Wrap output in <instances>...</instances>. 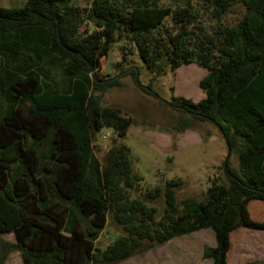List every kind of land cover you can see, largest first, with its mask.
I'll return each instance as SVG.
<instances>
[{"label": "trees", "instance_id": "1", "mask_svg": "<svg viewBox=\"0 0 264 264\" xmlns=\"http://www.w3.org/2000/svg\"><path fill=\"white\" fill-rule=\"evenodd\" d=\"M159 1L92 0L83 10L74 0L0 7V233L14 239L0 240L1 262L18 251L22 264H117L210 229L215 245L203 257L227 264L235 229L264 231V220H253L248 209L250 201L264 203V0H194V9ZM236 5L243 13L230 22ZM115 43L123 59L132 53L125 45L134 46L150 72L147 92L167 66L196 63L207 71L199 81L202 100L177 98L171 106L211 123L237 154L238 169L230 156L223 165L226 182L213 179L201 197L179 201V178L141 192L125 145L95 156L101 129L122 138L132 122L100 101L107 88L122 85L120 76L136 75L129 69L100 82L111 77L98 70ZM108 222L121 232L98 246Z\"/></svg>", "mask_w": 264, "mask_h": 264}, {"label": "rangeland", "instance_id": "2", "mask_svg": "<svg viewBox=\"0 0 264 264\" xmlns=\"http://www.w3.org/2000/svg\"><path fill=\"white\" fill-rule=\"evenodd\" d=\"M3 1L2 4L1 2ZM25 0H0V7H21ZM92 0H74L79 9L88 8ZM197 5L194 0H160L162 7L175 8ZM243 13L236 5L227 13V20L236 21ZM202 24L210 26L209 18L204 15ZM166 25H171L167 18ZM122 45L124 42H120ZM119 43V44H120ZM115 43L100 61V75L117 76L124 71L135 69L137 81L131 74L119 77L121 86L107 88L101 96L102 105L120 108L132 119L126 135L115 136L111 128H103L93 142L94 154L101 159L104 150L113 143L129 148L134 170L140 175L141 192L163 185L166 180L179 178L181 185L176 189L178 200L193 196L201 197L213 179L226 182L223 170L227 146L220 131L211 123L199 121L183 111L171 106L177 98L192 102L203 99L196 63L181 65L176 69L166 68L164 75L151 84L150 92L142 88L149 84L150 72L143 60L137 55L134 46L127 43L132 53L124 54ZM128 52V51H126ZM99 94L98 92H96ZM179 119L188 120L185 127ZM178 126H184L179 129ZM198 143V144H194ZM231 167L238 169L236 153L229 158ZM137 195V194H134ZM158 210L163 206L162 198L154 204ZM249 214L253 220L264 219V203L250 201ZM121 232L120 227L108 222L100 233L97 245L106 244ZM1 241H13L12 233H0ZM229 264H264V231L245 227L235 229L230 236ZM215 245L214 234L210 229L200 230L189 235L175 237L164 244L141 251L117 264H211L203 257L205 248ZM0 264H22L18 251L7 253Z\"/></svg>", "mask_w": 264, "mask_h": 264}, {"label": "water", "instance_id": "3", "mask_svg": "<svg viewBox=\"0 0 264 264\" xmlns=\"http://www.w3.org/2000/svg\"><path fill=\"white\" fill-rule=\"evenodd\" d=\"M118 76H120V75L112 76V77H108V78L102 79V80H100V82H109V81H111V80L117 78ZM135 81H137V72H136V75H135ZM226 146H227V155H226V157H225V159H224V163H223V165H224L225 168H226V166H227V160H228V158H229V156H230V152H231V151H230V148H229L228 145H227V143H226Z\"/></svg>", "mask_w": 264, "mask_h": 264}, {"label": "crops", "instance_id": "4", "mask_svg": "<svg viewBox=\"0 0 264 264\" xmlns=\"http://www.w3.org/2000/svg\"><path fill=\"white\" fill-rule=\"evenodd\" d=\"M2 4H5V3H3V1L1 2ZM24 4V3H23ZM207 74V71L205 70V69H203V70H199V72H198V78H197V81L199 82L205 75ZM200 97H202V98H204L205 97V94H204V92L203 93H201V96ZM202 100V99H201ZM194 144H198V143H194ZM263 203V202H262ZM262 220H264V219H262ZM261 220V221H262ZM258 221V220H257ZM230 243H231V240H230ZM229 253V252H228ZM227 253V264H229V259H228V256H229V254Z\"/></svg>", "mask_w": 264, "mask_h": 264}]
</instances>
